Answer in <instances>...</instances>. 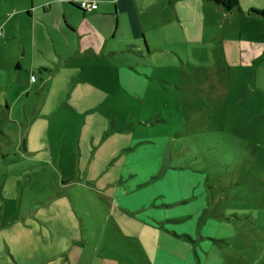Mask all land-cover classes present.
Masks as SVG:
<instances>
[{
    "label": "rangeland",
    "instance_id": "1",
    "mask_svg": "<svg viewBox=\"0 0 264 264\" xmlns=\"http://www.w3.org/2000/svg\"><path fill=\"white\" fill-rule=\"evenodd\" d=\"M141 3L103 18L105 52L66 63L54 41L76 37L47 13L44 62L76 88L60 108L54 79L12 82L0 50V264H264V23L206 8L195 29L180 0ZM145 146L151 167L119 183Z\"/></svg>",
    "mask_w": 264,
    "mask_h": 264
},
{
    "label": "crops",
    "instance_id": "2",
    "mask_svg": "<svg viewBox=\"0 0 264 264\" xmlns=\"http://www.w3.org/2000/svg\"><path fill=\"white\" fill-rule=\"evenodd\" d=\"M95 1L98 5L97 9L86 13H94L92 17L96 20V23L95 25L88 24L86 27L82 28L78 25H72L69 14L71 11L74 13L81 12V16H85V13L67 0H0V50H2L10 60L17 64L19 70V72H15L18 74L17 77L14 76V78H10L11 81L21 82L23 78L24 80L22 82L24 85L32 86L44 93L47 90L49 81L54 79V86L50 87L52 95L60 97V105H57L56 108L63 106V98L66 96L70 97L71 93L76 88H74L73 84L68 87L67 81L63 82L64 77L55 74L59 69L56 68L53 70L44 62L48 58L47 53L49 52V47L45 44L46 38H44V28H48L51 25L47 13L55 11V14H60V12H62L63 23L65 27H67L66 29L69 33H74L73 36L75 35L74 37H76V40H72L67 47L63 46L62 48L58 47L57 41H54V55L59 58L60 62L66 63L71 57H76L77 55H80L79 57L86 55L87 58H92L93 56H99L101 53L105 52L109 39L113 37L109 36V34L114 35L115 32H110V20L107 19V22L104 23V17L115 14V21L118 25L121 16L128 18V16L133 14L132 12H136L142 7L141 0ZM238 3L239 11L235 9L226 11L214 2L207 0H180L176 12L178 18H180L184 24L188 23L189 26H193L195 29H198L203 22H206L209 16L215 14V12H210L206 10V8L213 9L216 11L217 15L223 14L224 16H228L235 13L241 15L248 21H253L252 23L254 24L261 25V23H264V15L261 14V12L264 11V0H238ZM56 5H58V8H56ZM139 11H142V9ZM184 20L187 21V23H185ZM126 21H129V19ZM139 23H141L140 20ZM140 26L142 30L148 31L142 24H140ZM195 37L196 35H193V38ZM143 42L142 45L140 43L141 47L147 48V45H144ZM261 45L262 44H258L257 46L261 47ZM110 49L114 51V47L107 49V51L112 53L113 51ZM28 58L30 65L29 79L26 74L28 69H23L26 62L23 63L22 61ZM57 66H59L58 63ZM31 74H35L33 81L30 79ZM86 108L87 111L91 110L88 107ZM82 118L83 121L86 120V118ZM83 121L81 120V122ZM150 147L151 146H145L143 154L142 149L137 147L135 149V154L131 153L127 155L130 157L129 159L131 161L129 162L131 167L128 168L130 172L128 174H122V180L119 183L125 181L127 175H129V177H134L135 181L142 179L143 173H146V166H150L146 161L149 157V153L156 154V151L150 150ZM145 148L148 149L145 150ZM160 148L161 142L159 141V149ZM144 158L145 162H141ZM134 160L138 163H134ZM133 191L134 189H127L125 191L121 189L115 190L116 202L119 203L120 206H125L127 200L135 201L136 195L132 194ZM157 194H159V190ZM124 198L126 200H124Z\"/></svg>",
    "mask_w": 264,
    "mask_h": 264
},
{
    "label": "trees",
    "instance_id": "3",
    "mask_svg": "<svg viewBox=\"0 0 264 264\" xmlns=\"http://www.w3.org/2000/svg\"><path fill=\"white\" fill-rule=\"evenodd\" d=\"M207 1L214 2L218 6L222 7L223 9H225L226 11H231V10H234V9L239 11V3H238V0H207ZM69 3H72V2H69ZM79 9L81 11H83L84 13L89 12V11L82 10L81 8H79ZM261 14L264 15V11H262Z\"/></svg>",
    "mask_w": 264,
    "mask_h": 264
},
{
    "label": "built area",
    "instance_id": "4",
    "mask_svg": "<svg viewBox=\"0 0 264 264\" xmlns=\"http://www.w3.org/2000/svg\"><path fill=\"white\" fill-rule=\"evenodd\" d=\"M77 5L79 8L85 11H93L97 9L98 5L95 0H67ZM1 33V32H0ZM35 78L34 74H31L30 79L33 81Z\"/></svg>",
    "mask_w": 264,
    "mask_h": 264
},
{
    "label": "water",
    "instance_id": "5",
    "mask_svg": "<svg viewBox=\"0 0 264 264\" xmlns=\"http://www.w3.org/2000/svg\"><path fill=\"white\" fill-rule=\"evenodd\" d=\"M75 6V5H74ZM76 8H78L77 6H75ZM79 9V8H78Z\"/></svg>",
    "mask_w": 264,
    "mask_h": 264
}]
</instances>
